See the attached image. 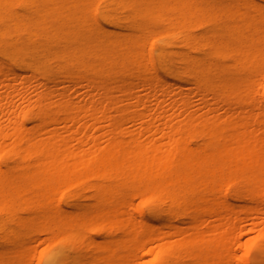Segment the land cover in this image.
<instances>
[{"label": "bare ground", "instance_id": "bare-ground-1", "mask_svg": "<svg viewBox=\"0 0 264 264\" xmlns=\"http://www.w3.org/2000/svg\"><path fill=\"white\" fill-rule=\"evenodd\" d=\"M0 264H264V0H0Z\"/></svg>", "mask_w": 264, "mask_h": 264}, {"label": "rangeland", "instance_id": "rangeland-1", "mask_svg": "<svg viewBox=\"0 0 264 264\" xmlns=\"http://www.w3.org/2000/svg\"><path fill=\"white\" fill-rule=\"evenodd\" d=\"M165 97H166V96H165ZM166 98H167V97H166ZM212 220H213V218H212ZM250 224H251V221H250L249 219H247V220L244 221L243 226L246 227V228H250ZM244 234L246 235V236H245V239H247V238L253 236V235L255 234V232H253V233H248V232L246 231ZM40 235H41L42 237L44 236V235H42V234H40ZM44 246H45V244L41 243V244L39 245V249L41 250L42 248H44Z\"/></svg>", "mask_w": 264, "mask_h": 264}]
</instances>
